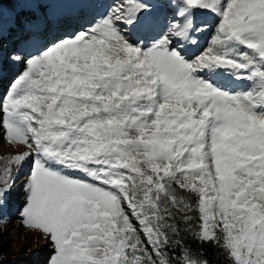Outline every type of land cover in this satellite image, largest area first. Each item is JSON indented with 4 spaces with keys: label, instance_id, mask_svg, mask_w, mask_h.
Segmentation results:
<instances>
[{
    "label": "snow or ice",
    "instance_id": "1",
    "mask_svg": "<svg viewBox=\"0 0 264 264\" xmlns=\"http://www.w3.org/2000/svg\"><path fill=\"white\" fill-rule=\"evenodd\" d=\"M5 80L43 264H264V0H0Z\"/></svg>",
    "mask_w": 264,
    "mask_h": 264
},
{
    "label": "rangeland",
    "instance_id": "2",
    "mask_svg": "<svg viewBox=\"0 0 264 264\" xmlns=\"http://www.w3.org/2000/svg\"><path fill=\"white\" fill-rule=\"evenodd\" d=\"M207 34L201 37L203 44ZM8 81L5 80L0 85V94L7 87ZM26 150L23 146L11 144L3 139H0V170L6 167H13L15 176V184L10 197V221L0 223V234L2 241L0 242V255L6 258V264H43V260L49 249L42 236L36 232L29 231L20 223L19 216L16 213V208L23 203V183L28 172L26 164L19 170L17 175L15 166L9 165L12 157L19 152Z\"/></svg>",
    "mask_w": 264,
    "mask_h": 264
},
{
    "label": "trees",
    "instance_id": "3",
    "mask_svg": "<svg viewBox=\"0 0 264 264\" xmlns=\"http://www.w3.org/2000/svg\"><path fill=\"white\" fill-rule=\"evenodd\" d=\"M2 241V236L0 234V242ZM192 248H198V244H191ZM205 250L208 253L209 259L212 261V264H225V261L217 254L215 248H210L207 245H205Z\"/></svg>",
    "mask_w": 264,
    "mask_h": 264
}]
</instances>
